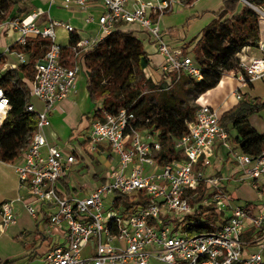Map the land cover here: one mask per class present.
<instances>
[{
  "label": "built area",
  "instance_id": "1",
  "mask_svg": "<svg viewBox=\"0 0 264 264\" xmlns=\"http://www.w3.org/2000/svg\"><path fill=\"white\" fill-rule=\"evenodd\" d=\"M56 1L65 9H88L93 4L103 7L97 34L81 37L73 47L72 66L63 61L57 29L76 32L73 25L57 20L41 25L38 19L43 11L36 9L0 22V27L18 33L16 45H26L37 36L51 40L44 57L35 64L31 82V94L43 108L38 110L33 103L27 107L36 113L37 126L20 159L11 163L17 173L19 194L0 204L1 229L17 222L20 202L35 219L41 207L49 204L46 234L39 235L53 239L44 254L46 264H264V204L258 209L252 204L243 206L225 191V183L237 174L264 191V150L251 155L234 148L219 109L201 102V97L188 132L174 141L178 156L162 163L158 158L163 144L157 132L139 127L135 113L125 108L117 113L105 112L103 119L92 122L83 139L88 154L101 152L110 160L116 159V165L109 168L105 181L86 195L58 192L59 180L79 159L75 152H66L48 140L50 114L57 103L76 92L81 55L112 33L117 24L137 23L153 36L164 57V89H170L182 74L201 79L202 72L182 48L171 47L160 26L162 16L184 0H51ZM243 1L264 21V6ZM258 49V56L239 54V66L234 71L239 82L234 95L239 101L245 97L241 87L264 79V41L259 42ZM8 51L18 58V63L9 64L12 70L30 62L26 52L15 48ZM10 109V97L0 87V126ZM219 148L227 151L240 172L234 168L235 172L227 173L226 169L217 174L214 161ZM201 192V210L208 214L205 209L214 205L219 220L203 216L202 221L212 229L191 234L186 226L199 223L194 220L198 211L194 200ZM228 210L230 216L226 215ZM85 249L90 250L89 255H83Z\"/></svg>",
  "mask_w": 264,
  "mask_h": 264
},
{
  "label": "trees",
  "instance_id": "2",
  "mask_svg": "<svg viewBox=\"0 0 264 264\" xmlns=\"http://www.w3.org/2000/svg\"><path fill=\"white\" fill-rule=\"evenodd\" d=\"M195 0H184L192 4ZM264 6V0H248ZM241 0H223L222 7L207 25L202 38L194 47L195 61L199 65L202 78L196 79L187 74L174 82L170 89L165 83L155 84L146 76L144 69L150 63L144 41L132 30H124L125 23L117 24L112 33L99 41L92 50L84 52L80 60L87 70V87L90 98L95 104L93 118L103 119L104 113H117L125 108L137 116L139 127L155 131L163 144L159 162L172 160L178 156L174 141L188 132V124L196 117L199 107L197 100L207 91L217 87L225 74L236 71L241 51L249 45L257 46L260 40V16ZM5 13H0V22L13 14L14 2L0 0ZM175 27L163 31L172 35ZM77 32L70 33L69 44L63 46V61L74 64L73 47L80 40ZM51 40L40 36L32 37L26 45H13L12 48L29 54L30 62L17 69L6 70L0 77V87L4 88L11 100V109L0 126V159L13 163L27 147L29 135L36 129V113L28 110L31 102V82L35 76V64L43 58ZM227 77H225L226 79ZM202 99V98H201ZM264 106L259 98L244 97L221 115V123L228 132V140L234 148L257 155L264 150V134L249 122L251 112ZM21 139L26 143L21 147ZM69 175L58 182V192L69 195L74 192ZM204 192L194 200L198 204L197 224L186 226L189 233L212 229L202 221L206 216L210 221L219 220L218 213L211 205L206 214L201 211ZM250 205V203H246ZM43 205L36 218L37 225L48 220L47 208ZM39 231V228L37 229ZM7 258L1 264H12Z\"/></svg>",
  "mask_w": 264,
  "mask_h": 264
},
{
  "label": "crops",
  "instance_id": "3",
  "mask_svg": "<svg viewBox=\"0 0 264 264\" xmlns=\"http://www.w3.org/2000/svg\"><path fill=\"white\" fill-rule=\"evenodd\" d=\"M12 1L14 2L13 14L7 17L6 19L36 9L43 11V14L38 19V22L41 25H47V23L50 20L63 21L73 25L76 29V32L81 37H91L96 35L97 32L99 31L98 17L103 11V7L100 4H93L88 9H80V8L65 9L61 6L59 1H56L54 3H52L51 0H23V2H27V3H18V1L16 0H12ZM153 1L159 2L162 0H153ZM241 1L242 3H244L243 0ZM242 3L240 4L239 9L240 7H242ZM222 5H223V0H195L192 4H186V6L190 7L189 10L181 9V4H176L174 6V8L176 7L175 13L173 12L174 8L169 12H173L171 18L173 17L182 18V16L183 17L186 16L188 28H190V26L193 25L196 29L195 30L196 33L198 34L202 33L203 35L204 33L203 29L207 27V25L212 21V19L216 15V12L222 7ZM0 10H1V14L5 13V10L1 6H0ZM165 14L162 16V19L160 21V26L162 31L165 30L167 31V29L169 28L176 27L177 25H181V23H176V24L171 23L170 21L171 19H168L170 17L166 16ZM91 17H93V20L88 21L87 19ZM59 28H61L62 32L65 33L66 42H61L58 40ZM59 28L57 29V41L61 43L63 46H66L69 44L70 33H68L62 27ZM123 29L134 31L144 41V46L148 53V57L150 59V63L144 69L145 74L155 84H160L162 81L161 64L164 60V57L158 52L157 44L153 36L147 30L141 28L137 23H130V24L126 23L123 25ZM173 35L174 33L172 35L164 34V37L166 41L171 45V47L182 48L184 52L189 55V51L192 45V41L188 39L189 33H184V32L181 33L182 38L180 40L174 38ZM0 36H2L1 37L2 39L0 38V45L2 47H5L4 51L0 52V77H1L6 70H12L11 68H9V64L18 63V58L16 57V55L11 54L8 51L13 47V45H15L18 33L9 27H0ZM8 37H11L10 43L8 42ZM259 37H260L259 42L264 41L263 20H260ZM241 54L246 58H250L252 56L260 55L261 52L258 49V45L257 46L249 45L246 46L241 51ZM27 56L29 57L28 53ZM20 66L22 65H18V67ZM225 77H227V79H225ZM83 79H85V85L83 84L82 86ZM223 79H225V82H227L228 80H235L238 82L234 71L225 74ZM247 86H254V84L250 83ZM218 87L219 85L207 91L205 94H203L201 96L202 98L201 102H207L210 105L218 108L220 113L222 114L223 112L226 111V110H222V108H225L227 101L226 100L219 101V99L215 97L214 92ZM234 91L232 92L233 96H235ZM34 105L38 110H41L43 108V103L41 101H37ZM94 111H95V104L92 102L89 95V91L87 87V78H84L80 75L77 83L76 92L73 93L70 97L63 99L56 104L54 110L50 114L51 124L46 129L47 138L51 143H55L59 145L66 152H75L78 155V159H79L78 162L72 165L71 171L68 173L70 177V185L73 189H75L74 192H71V194L73 195L88 194L91 189L102 184L109 173V167L102 168L99 171L95 168L94 162L97 159L95 158V155H91L87 153L86 143L83 139L84 136L89 132L92 122L95 120L93 118ZM24 150L22 154L24 153ZM221 151L223 152V154L227 153L225 149L219 148L217 154H220V156L222 155ZM98 153L102 154L101 152ZM20 157L17 158L15 161L19 160ZM0 162L15 170V168L11 165V163L3 161L2 159H0ZM221 170L222 172L225 171V169H221ZM227 173H231V170L228 168H227ZM90 176L101 181L99 182L97 181V183L91 185L89 182L90 178L87 180V178ZM15 188L17 190L16 195L18 196L19 194L18 177L16 179ZM0 236H1V232H0ZM37 238L43 239L39 237V232H37ZM6 259L7 257H3L0 254V263H2Z\"/></svg>",
  "mask_w": 264,
  "mask_h": 264
},
{
  "label": "rangeland",
  "instance_id": "4",
  "mask_svg": "<svg viewBox=\"0 0 264 264\" xmlns=\"http://www.w3.org/2000/svg\"><path fill=\"white\" fill-rule=\"evenodd\" d=\"M190 7L186 6L185 3L181 4V9L189 10ZM66 11V10H65ZM176 7L174 8V13ZM185 11V10H183ZM173 12H168L165 15L170 17L171 23H181L175 27L174 38L181 39V33H189L188 39L192 41V45L189 51V55L195 59L194 47L200 41L202 33H196V29L193 25L188 28V23L186 16L182 18H171ZM84 15V14H82ZM192 19V18H191ZM205 27V26H204ZM203 27V28H204ZM206 28V27H205ZM205 28L203 30H205ZM2 36H0L1 38ZM66 35L62 32L61 28L58 29V40L61 42H66ZM2 39V38H1ZM11 37H8V42L10 43ZM5 47L0 45V52L4 51ZM80 75L84 78H88L87 70L82 66ZM227 79V78H226ZM85 85V79H83L82 86ZM254 86H244L241 87V91L244 96L248 97L251 100L259 98L261 102L264 103V79L257 80L253 82ZM239 87V83L235 80H228L225 82V79L220 83L219 87L215 90L214 95L219 99V101L226 100L227 104L222 110L230 109L235 103L239 100L233 96L232 92ZM201 99V98H200ZM39 101L35 96H31V102L36 103ZM249 121L253 127H255L261 134H264V106L259 109L254 110L249 114ZM26 143L21 139V147H25ZM70 151V150H67ZM217 155L214 163L217 169V174L222 173L219 169H230L231 172L234 168L239 171V166L235 167V163L232 161L228 153L223 154L221 151ZM95 158L97 159L94 162L95 168L99 171L102 168H110L117 163V160L110 161L106 155L96 153ZM4 161V160H3ZM113 164V165H112ZM240 172V171H239ZM238 172V173H239ZM236 174V173H235ZM242 174H237L230 182L225 183V191L228 195L233 197L234 202L240 205L245 206L246 203H250L256 206V209L260 208L264 204V191L258 190L252 187L251 183L247 179H242ZM90 178V184L97 183V180L92 176ZM17 179V173L15 170L9 166H6L0 162V204L5 200L11 201L17 198V190L15 188ZM19 218L17 222L13 225L6 227L4 230L0 227V254L3 257L11 258L14 260L12 264H46L44 262V254L48 250V246L53 242V239H39L37 238V229L39 228L40 233L46 234V229L44 224L47 221L39 222V226L36 225V219L32 217L26 208L24 203L20 202L19 204ZM203 211V210H201ZM200 211H196V214ZM204 212V211H203ZM195 213H192L194 215ZM231 211L228 210L226 215L230 216ZM1 221V214H0ZM183 227V225H182ZM90 250L85 249L83 255H89ZM153 264H165L161 262L152 261ZM1 264V263H0Z\"/></svg>",
  "mask_w": 264,
  "mask_h": 264
},
{
  "label": "bare ground",
  "instance_id": "5",
  "mask_svg": "<svg viewBox=\"0 0 264 264\" xmlns=\"http://www.w3.org/2000/svg\"><path fill=\"white\" fill-rule=\"evenodd\" d=\"M202 100V99H201Z\"/></svg>",
  "mask_w": 264,
  "mask_h": 264
}]
</instances>
